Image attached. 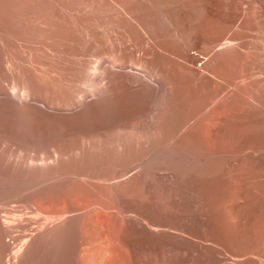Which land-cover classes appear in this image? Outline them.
I'll return each instance as SVG.
<instances>
[{"label":"bare ground","instance_id":"obj_1","mask_svg":"<svg viewBox=\"0 0 264 264\" xmlns=\"http://www.w3.org/2000/svg\"><path fill=\"white\" fill-rule=\"evenodd\" d=\"M0 264H264V0H0Z\"/></svg>","mask_w":264,"mask_h":264}]
</instances>
